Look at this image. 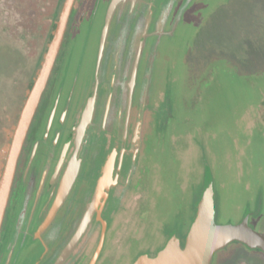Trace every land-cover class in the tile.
Listing matches in <instances>:
<instances>
[{
    "label": "flooded vegetation",
    "instance_id": "1",
    "mask_svg": "<svg viewBox=\"0 0 264 264\" xmlns=\"http://www.w3.org/2000/svg\"><path fill=\"white\" fill-rule=\"evenodd\" d=\"M66 1L0 0L4 28L25 43L31 36L37 49L34 77L20 112ZM182 1H72L58 54L17 161L0 229V264H12L20 252L31 259L30 264H43L48 258L51 264H126L133 258L134 264L143 255L155 257L173 239L183 248L207 184L212 183L216 206L227 177L239 191L251 185L258 189L256 199L244 200L240 213H231L228 220L237 224L247 218L252 228L264 233L261 71L230 63L226 57L194 69L192 48L183 34L185 49L168 52L160 90L154 94L155 65L145 63L148 39L174 35L169 26L173 21L200 29L178 12ZM100 5L106 13L86 81L81 64L72 62L77 57L75 43L80 28ZM120 14L122 38L111 45L112 25ZM136 17L140 24L134 38L124 43V27ZM124 58L127 62L122 64ZM186 68L194 70L191 93L182 88ZM234 83L248 94L249 118L201 128L211 101ZM67 209L72 213L66 215L71 233L62 239L51 236ZM92 236L97 237L95 246ZM150 237L165 242L153 254L138 252ZM26 244L38 252L22 251ZM256 249L264 258V252ZM237 250L216 251L211 264H240Z\"/></svg>",
    "mask_w": 264,
    "mask_h": 264
},
{
    "label": "rangeland",
    "instance_id": "2",
    "mask_svg": "<svg viewBox=\"0 0 264 264\" xmlns=\"http://www.w3.org/2000/svg\"><path fill=\"white\" fill-rule=\"evenodd\" d=\"M180 3L177 7L178 12H181L182 17L184 16L198 23L200 29H187L185 26L181 27V22L179 24V21H173L169 26L174 29V35L150 37L148 39L145 49V63L151 61L155 65L156 73L152 83L155 95L160 90L166 55L169 54L168 52L171 49L172 52L182 48L185 49V45L180 38L183 34L188 49L190 46L192 48L194 59L191 61V65L194 63V69L202 70L212 59L226 57L230 63H236L253 71L259 69L261 74L264 75V0H184ZM0 8L3 10L4 6ZM105 13L106 8L104 5H100L93 16H90L86 24H83L80 28L79 41L75 43V56L77 57L73 58L72 62L74 66L81 64L86 81L96 52V41ZM133 21L131 25L124 27V43L127 39L132 40L138 29L139 17H136ZM122 22L121 14L120 16L117 15L110 32L109 44L114 45L122 38V34H120L123 29ZM87 36L90 38L85 43ZM21 39L6 30L4 22L0 20V178L2 175L1 168L3 163L5 165L17 125L14 122L28 93L29 82L34 77L35 62L38 59L37 49L34 48L33 42L29 39L30 41L28 40L25 43ZM185 57L186 52H183L180 67L184 64ZM126 62L127 59L124 58L122 64ZM193 72L192 68H186L182 71V88L188 93L194 90V85L189 84ZM184 77L187 79L184 80ZM194 94L192 93L193 97ZM247 101L248 94L244 88L237 83L232 84L231 87L220 92L211 101L208 113L200 120L201 128L212 129L216 125L231 124L238 117L247 120L250 116L245 108ZM257 196L258 189L255 185L239 191L231 186L230 178L227 177L226 186L217 195L215 206L216 224L232 223L228 220L231 218V213L237 215V213H240L239 209L244 200L256 199ZM67 214L71 215L72 213L67 209V212L57 220L51 236L56 234L59 239L69 236L71 228L67 223ZM152 235H154V232ZM50 239L52 238L50 237ZM91 239L93 240L92 245L95 246L97 237L92 236ZM164 239L150 237L142 242V248L138 252L146 250V252L153 254L164 244L165 241H162ZM58 243L59 240H56L54 245ZM31 246L32 244H26L22 251L31 252L34 255L38 252V249L33 246L29 250ZM230 249H238L240 264H264V258L260 256L258 249H249L236 241L230 243L221 251L226 253ZM29 260L20 252L16 255L12 264H30ZM43 264H51L49 258ZM126 264H133V258Z\"/></svg>",
    "mask_w": 264,
    "mask_h": 264
},
{
    "label": "water",
    "instance_id": "3",
    "mask_svg": "<svg viewBox=\"0 0 264 264\" xmlns=\"http://www.w3.org/2000/svg\"><path fill=\"white\" fill-rule=\"evenodd\" d=\"M73 0H67L55 36L50 44L45 61L23 105L15 127L5 165L0 178V229L10 196L17 161L27 130L47 85L56 56L62 42ZM215 199L212 183L209 182L197 202V212L182 248L178 239L171 240L155 257L143 255L134 264H211L216 251L234 241L251 249L264 252V233L252 228L245 218L237 224H216ZM81 233V232H80Z\"/></svg>",
    "mask_w": 264,
    "mask_h": 264
},
{
    "label": "trees",
    "instance_id": "4",
    "mask_svg": "<svg viewBox=\"0 0 264 264\" xmlns=\"http://www.w3.org/2000/svg\"><path fill=\"white\" fill-rule=\"evenodd\" d=\"M3 166H4V163H3V165H2V168H3ZM2 168H1V172H2Z\"/></svg>",
    "mask_w": 264,
    "mask_h": 264
}]
</instances>
